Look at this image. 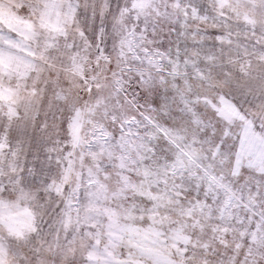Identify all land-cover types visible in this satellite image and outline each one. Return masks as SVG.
Wrapping results in <instances>:
<instances>
[{"label":"snow or ice","instance_id":"obj_1","mask_svg":"<svg viewBox=\"0 0 264 264\" xmlns=\"http://www.w3.org/2000/svg\"><path fill=\"white\" fill-rule=\"evenodd\" d=\"M0 264H264V0H0Z\"/></svg>","mask_w":264,"mask_h":264}]
</instances>
